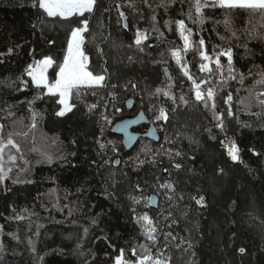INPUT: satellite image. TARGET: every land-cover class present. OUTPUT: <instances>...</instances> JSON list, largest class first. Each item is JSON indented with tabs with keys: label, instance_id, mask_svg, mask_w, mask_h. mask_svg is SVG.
Listing matches in <instances>:
<instances>
[{
	"label": "trees",
	"instance_id": "1",
	"mask_svg": "<svg viewBox=\"0 0 264 264\" xmlns=\"http://www.w3.org/2000/svg\"><path fill=\"white\" fill-rule=\"evenodd\" d=\"M195 3L96 0L91 13L64 19L48 16L38 0H0V135L6 143L11 133L20 147L0 181V264H116L121 250L134 263L163 246L171 264H264V9L200 0L197 12ZM85 20L87 68L118 94L116 121L144 110L179 158L115 165L113 143L125 154L139 144L127 151L111 132L116 139L99 153L97 114L74 95L72 109L58 115L60 95L28 75L50 57L54 85L71 33ZM179 21L191 34L187 50ZM137 30L147 35L140 45ZM201 39L221 60L211 73L201 70ZM174 49L193 77L219 85L215 97L195 99ZM161 108L166 120L157 119ZM227 134L240 161L224 147ZM145 215L155 242L145 235Z\"/></svg>",
	"mask_w": 264,
	"mask_h": 264
},
{
	"label": "snow or ice",
	"instance_id": "2",
	"mask_svg": "<svg viewBox=\"0 0 264 264\" xmlns=\"http://www.w3.org/2000/svg\"><path fill=\"white\" fill-rule=\"evenodd\" d=\"M147 0H145V3ZM96 3V0H38V6L47 13L50 17H56L59 16L61 18L67 19L74 15L83 16L85 12L91 13L93 10V7ZM35 6V5H34ZM220 6H229V7H246V8H253V9H264V0H220ZM196 11L200 12L201 10V4L200 0H196L195 3ZM123 15V13L121 14ZM155 19V17H153ZM180 24L181 29H183V21L178 22ZM87 31V20L83 21V28H75L71 33V41L68 44V55L65 57L63 64L59 67V79L56 80L55 84L51 87L47 85V80L44 75V70L50 66L54 61L50 57H46L42 61L36 62L39 65L38 74H34L33 71H28V75L32 76L33 81L37 84L39 87L41 84H43L45 87H49L50 93L58 92L59 95L62 97V99L59 101L61 104H64L67 110H71L70 106L67 104V98L71 93V90L75 88L79 84H89V85H100L103 86V81L105 80L104 75H97L93 76V74L86 70L87 68V61L88 57L84 54L82 51V45L84 43V36L83 33ZM183 35V32L181 33ZM147 35L145 32H142L140 30H137L136 33V40L135 43L137 45H140L142 40H146ZM185 45L187 46L189 41L188 37H184ZM200 45L204 44L203 39L199 41ZM228 57L229 66L231 67L232 64V55L231 51L229 50L227 53H225ZM204 59L207 60L209 57L207 55H204ZM217 65H219V60L216 61ZM202 68L205 66L202 65ZM264 83V81H260ZM135 87V85H133ZM199 87V86H197ZM157 92H160V89L156 90ZM207 95L209 97H213L214 93L212 89L208 90ZM196 98L202 99L203 94L197 90L196 92ZM229 99L231 97L229 96ZM261 103H264V101H261ZM215 105L213 104V107ZM93 107H95L93 105ZM64 111H61L58 113V115H64ZM167 119V114L163 108L160 109V114L157 116V119ZM221 128H223V122L221 119V123L219 125ZM33 127L35 125L33 124ZM4 125L0 124V134L3 132ZM11 146L12 148H15L17 152H20V147L16 143L14 139H12V134L9 133V136L7 138L6 143L4 142L3 136L0 135V162L3 161L5 149ZM22 154V153H21ZM179 155V153H177ZM229 155L231 158L235 161L238 160V148L233 143L232 147L229 148ZM9 160L15 161L16 156L9 155ZM118 163V161H117ZM177 168L180 167L179 164L176 165ZM0 170H2V165H0ZM11 169H9L10 171ZM163 187L172 188V185H164ZM203 197L200 198V200L197 201V203H202ZM144 221H146L145 227V235L148 237L149 240H152L153 242L156 241V236L154 235L157 231V228L153 225L152 220L145 215L142 218ZM167 235H171V233H168ZM145 252L148 251V249L144 246H141ZM241 252H244V249H240ZM132 254L136 255V250L132 249ZM152 260L153 264H166V260L161 259H154L150 255H145L143 257H139L136 261V264H146L147 261ZM116 264H131L129 261H125L123 259V250H121V255L117 257Z\"/></svg>",
	"mask_w": 264,
	"mask_h": 264
},
{
	"label": "built area",
	"instance_id": "3",
	"mask_svg": "<svg viewBox=\"0 0 264 264\" xmlns=\"http://www.w3.org/2000/svg\"><path fill=\"white\" fill-rule=\"evenodd\" d=\"M184 37H188V45H185V40H183V49L187 50L190 47L191 42V36L189 34L184 35ZM143 41V40H142ZM227 53V52H225ZM224 54L225 57L227 55ZM202 58L204 59V55L208 56V53L205 49V44H203V52H202ZM232 55V62L234 60L233 53ZM174 57L176 61L183 67L184 72L189 77L192 88H193V95L196 98V92L199 90L203 94V98L199 100H204L206 96H208L203 90L205 88L204 84L195 77H193L188 72V67L185 65L184 67V61H183V54L181 49H174ZM228 58V57H227ZM209 60V59H207ZM209 64V65H208ZM204 65L205 67L201 70L203 72H208L210 68V62L205 61L201 64V66ZM199 86V87H197ZM203 87V88H202ZM77 101L83 105L88 111L95 112L98 116V151L99 153H104L108 147L109 142H112L111 140L116 139L112 137L111 132H113V127L116 123V99L118 98V94L116 91H114L111 86L104 84L103 86H84V87H77ZM198 100V99H197ZM232 101V99H230ZM93 105L95 107H93ZM220 124H218L219 126ZM114 133V132H113ZM113 157H115V160L117 158L123 160V163L127 164H139L144 165L146 163L151 162H157L160 158L165 159H173L177 157V153L181 155V152L173 147L167 146L166 144H160L159 142H154L152 140L142 141L137 149L130 153L125 154L122 149L120 148L118 143H113ZM112 158L107 157L106 161H110ZM114 160V161H115ZM150 255L153 260L154 259H161L166 260V264H171L169 254L166 252H157L155 255L153 253L146 254ZM145 256V255H144ZM143 257V256H142ZM136 264V262L131 263ZM146 264H153L152 260H149L146 262Z\"/></svg>",
	"mask_w": 264,
	"mask_h": 264
},
{
	"label": "water",
	"instance_id": "4",
	"mask_svg": "<svg viewBox=\"0 0 264 264\" xmlns=\"http://www.w3.org/2000/svg\"><path fill=\"white\" fill-rule=\"evenodd\" d=\"M123 22H124V26L126 28H129V22L127 19V15L125 13L123 14ZM127 103L129 109H132L135 105V99L130 98ZM141 125H147L149 127L145 132L136 131L135 128ZM113 132L116 135L122 136L123 144L127 151L133 150L141 138H148L155 142H158L161 139L158 126L154 123H151L149 116L146 114L144 110H141L134 117H127L125 119L118 120L113 127ZM235 161H240V160H235ZM114 164L120 165V159L117 158L114 161ZM150 203L152 207L158 206L159 198L156 194H153L151 196Z\"/></svg>",
	"mask_w": 264,
	"mask_h": 264
},
{
	"label": "rangeland",
	"instance_id": "5",
	"mask_svg": "<svg viewBox=\"0 0 264 264\" xmlns=\"http://www.w3.org/2000/svg\"><path fill=\"white\" fill-rule=\"evenodd\" d=\"M183 24H184V26H183V29H181L182 30V32H183V40H184V35H187V34H189L190 36H191V34H190V32H189V30L187 29V27H186V25H185V23L183 22ZM71 39H72V37H71ZM71 41V40H70ZM202 47H203V45H202ZM82 51L84 52V50H83V47H82ZM203 51V50H202ZM228 52V51H227ZM84 54H85V52H84ZM86 55V54H85ZM87 56V55H86ZM208 57H209V60H204V61H208V62H210V68H209V70H208V72L207 73H211L212 71H213V64L214 65H216L217 67H218V69H219V67L221 66V60H220V58L219 57H215V58H213V57H211V55H209L208 54ZM217 59L219 60V65H217V63H216V61H217ZM209 65V64H208ZM87 66H88V61H87ZM38 69H39V65H37L36 66ZM35 67V68H36ZM184 67H185V65H184ZM34 69V68H33ZM50 69V67L48 66L45 70H44V75L46 76V75H48V70ZM86 70L87 71H89L88 70V68H86ZM33 71V70H32ZM90 72V71H89ZM93 76H96V75H94L93 74ZM201 82H202V84H204V86H205V88H204V92L207 94L208 93V90L209 89H212L213 90V93H214V95H213V97H215V95H216V92H217V89L219 88V85L218 84H215V85H211V84H208V80L207 79H204V80H200ZM79 85H85V86H88L89 84H87V83H85V84H79ZM103 85H104V82H103ZM90 86V85H89ZM91 86H98V87H100V85H95V84H93V85H91ZM77 87H81V86H76L75 88H73L72 90H71V93H70V95L68 96V98H67V104L70 106V108L72 109V97L75 95V96H77V92H76V89H77ZM203 88V87H202ZM62 99V97H60V100ZM228 101H230V99H228ZM61 111H64V113H67L68 111H70V110H67L66 109V107H65V105L64 104H62V109H61ZM223 122V121H222ZM220 124V123H219ZM224 124V123H223ZM228 135H230V134H227V136ZM9 155H14V156H16V160L15 161H12V160H9ZM18 162V154H17V151H16V149L15 148H12L11 146H9L8 148H6L5 149V153H4V158H3V161L2 162H0V165H2V170H0V181H3L4 179H5V177H6V175L8 174V172H9V169H11V167H13V165H15L16 163Z\"/></svg>",
	"mask_w": 264,
	"mask_h": 264
},
{
	"label": "bare ground",
	"instance_id": "6",
	"mask_svg": "<svg viewBox=\"0 0 264 264\" xmlns=\"http://www.w3.org/2000/svg\"><path fill=\"white\" fill-rule=\"evenodd\" d=\"M144 41V40H143ZM172 53H173V55H174V50H172ZM182 54H183V52H182ZM190 88L192 89V92H193V88H192V83L190 84ZM146 139H148V138H141L140 140H139V142L137 143V145L138 144H140L143 140L144 141H147ZM160 144H166L167 146H170V144H169V142H168V140L167 139H163V138H161L160 139V141H158ZM224 147L226 148V150H227V152L229 153V148H231L232 147V145H233V143L235 144V146L238 148V157H239V159L238 160H240V158H241V155H240V151H239V147H238V145H237V143H236V141H235V139L233 138V136H231V135H228L227 137H226V139L224 140ZM136 145V146H137ZM135 146V147H136ZM139 146V145H138ZM134 147V148H135ZM137 149V148H136ZM125 150H126V148H125ZM180 157V154L179 155H177V157H175V158H173L174 160L176 159V158H179ZM148 163H146V164H144V165H147ZM130 165V164H129ZM132 165H135V166H144V165H139V164H132ZM157 252H166L167 254H169V258H170V253H169V250H168V248H167V246H163L161 249H159V250H154V251H151V252H149V253H146V254H151V253H153V255H155ZM146 254H144V255H146ZM143 255V256H144ZM170 261H171V259H170Z\"/></svg>",
	"mask_w": 264,
	"mask_h": 264
},
{
	"label": "crops",
	"instance_id": "7",
	"mask_svg": "<svg viewBox=\"0 0 264 264\" xmlns=\"http://www.w3.org/2000/svg\"><path fill=\"white\" fill-rule=\"evenodd\" d=\"M83 34H84V33H83ZM70 40H71V39H70ZM44 59H45V58H44ZM42 60H43V59H42ZM42 60H41V61H42ZM52 65H53V63H52L49 67H51ZM48 71H49V70H48ZM33 72H34V74H38V68H37V67L34 68V69H33ZM45 77H46V80H47V85H48L49 87L53 86V85H51V86L49 85V78H48V75H46ZM57 79H59V73H58ZM104 81H105V80H104ZM104 81H103V82H104ZM40 86H44V85L41 84ZM77 86H81V87H82V86H85V85H77ZM44 87H45V86H44ZM49 87H46V88L49 89ZM55 93H58V92H55ZM58 94H59V93H58ZM60 97H61V96H60Z\"/></svg>",
	"mask_w": 264,
	"mask_h": 264
}]
</instances>
